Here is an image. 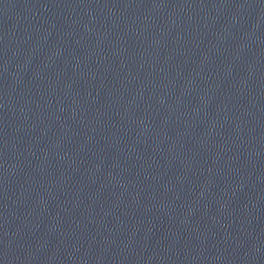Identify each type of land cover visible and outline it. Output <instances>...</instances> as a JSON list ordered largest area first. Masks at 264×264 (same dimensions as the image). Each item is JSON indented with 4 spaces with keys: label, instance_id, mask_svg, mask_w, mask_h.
Instances as JSON below:
<instances>
[{
    "label": "water",
    "instance_id": "obj_1",
    "mask_svg": "<svg viewBox=\"0 0 264 264\" xmlns=\"http://www.w3.org/2000/svg\"><path fill=\"white\" fill-rule=\"evenodd\" d=\"M0 264H264V0H0Z\"/></svg>",
    "mask_w": 264,
    "mask_h": 264
}]
</instances>
